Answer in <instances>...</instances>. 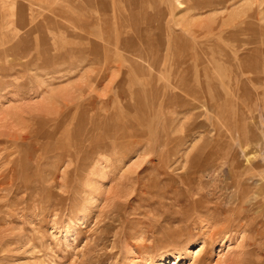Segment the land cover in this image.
<instances>
[{
	"label": "rangeland",
	"instance_id": "374dc122",
	"mask_svg": "<svg viewBox=\"0 0 264 264\" xmlns=\"http://www.w3.org/2000/svg\"><path fill=\"white\" fill-rule=\"evenodd\" d=\"M264 264V0H0V264Z\"/></svg>",
	"mask_w": 264,
	"mask_h": 264
},
{
	"label": "bare ground",
	"instance_id": "6f19581e",
	"mask_svg": "<svg viewBox=\"0 0 264 264\" xmlns=\"http://www.w3.org/2000/svg\"><path fill=\"white\" fill-rule=\"evenodd\" d=\"M160 264H162V262Z\"/></svg>",
	"mask_w": 264,
	"mask_h": 264
}]
</instances>
